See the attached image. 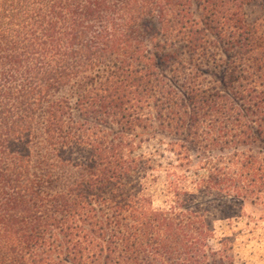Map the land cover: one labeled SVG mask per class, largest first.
<instances>
[{
    "label": "trees",
    "instance_id": "obj_1",
    "mask_svg": "<svg viewBox=\"0 0 264 264\" xmlns=\"http://www.w3.org/2000/svg\"><path fill=\"white\" fill-rule=\"evenodd\" d=\"M255 1L0 0V264H235L212 241L264 193Z\"/></svg>",
    "mask_w": 264,
    "mask_h": 264
},
{
    "label": "rangeland",
    "instance_id": "obj_2",
    "mask_svg": "<svg viewBox=\"0 0 264 264\" xmlns=\"http://www.w3.org/2000/svg\"><path fill=\"white\" fill-rule=\"evenodd\" d=\"M196 8V6H194ZM247 21L250 23L261 21L264 18V0L251 3L246 10ZM147 145L143 151H150L155 147ZM255 150L264 153V142H258ZM202 158L197 152L192 153L193 164L188 174L193 177L197 163ZM154 189V206L160 207L164 199L161 197L162 183L159 182ZM236 216L227 221H217L215 239L212 245L218 247V241L224 237H231L232 255L235 264H264V193L258 200H233Z\"/></svg>",
    "mask_w": 264,
    "mask_h": 264
}]
</instances>
